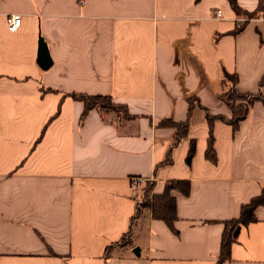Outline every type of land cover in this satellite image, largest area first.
Returning a JSON list of instances; mask_svg holds the SVG:
<instances>
[{
  "label": "crops",
  "instance_id": "obj_1",
  "mask_svg": "<svg viewBox=\"0 0 264 264\" xmlns=\"http://www.w3.org/2000/svg\"><path fill=\"white\" fill-rule=\"evenodd\" d=\"M257 3L237 0L247 11ZM241 20L228 0H0V264L216 263L223 222L264 188V103L234 128L216 119L210 129L206 117H231L222 70L237 73L240 92L259 91L264 20L235 31ZM73 93L125 110L95 105L80 122ZM190 102L175 142L160 122L185 121ZM132 176L156 194L189 181L187 195L171 191L176 231L146 207L132 219L144 189ZM254 214L221 264H264V204Z\"/></svg>",
  "mask_w": 264,
  "mask_h": 264
},
{
  "label": "trees",
  "instance_id": "obj_2",
  "mask_svg": "<svg viewBox=\"0 0 264 264\" xmlns=\"http://www.w3.org/2000/svg\"><path fill=\"white\" fill-rule=\"evenodd\" d=\"M231 8L238 17H242V20L237 23L235 31H240L248 22L249 19L255 18L258 15L264 17V0H258L257 6L253 11H247L242 9L238 4L237 0H228ZM238 75L237 73H229L222 70L220 85L222 92L220 99L229 107L231 110V117L229 119L223 116H211L206 114L209 127L211 129L214 120L219 119L236 127L238 122L242 120L249 109V106L256 100H261L264 103V96L261 94V88L264 87V75L259 80V91L256 93L240 92L237 89ZM74 99L81 100L84 104L82 114L80 116V122L84 119L87 112L95 105H101L103 107L111 109H124L123 105L115 104L110 97L103 95H87V94H76L73 93ZM192 109V102L189 103L188 117L185 121L175 122L171 119H164L160 122L161 126H169L175 129V142L179 141L186 135L189 116ZM213 134L209 131L207 138V146L205 149V157L211 161L216 160L215 149L213 146ZM195 151L194 142L191 143L185 161L190 164ZM170 162V152L167 153L166 159L163 163ZM143 198L137 203L136 213L134 218L138 216L141 207H146L150 210L151 215L154 218L163 220L171 230L176 231L174 228V221L176 219L175 213V197L171 194L172 190H177L183 195L189 193L190 184L188 180L175 179L168 180L165 182V187L162 193H153V182L147 181L143 185ZM264 204V188L258 196L253 197L248 202L243 203L240 206V211L237 217L225 220L223 222L224 228L220 239V248L215 264H221L224 261L229 260L230 246L236 239L238 230L241 225H246L249 222L255 221V208L259 205ZM131 220V226H132ZM131 229L122 237L118 244H127L130 242Z\"/></svg>",
  "mask_w": 264,
  "mask_h": 264
},
{
  "label": "built area",
  "instance_id": "obj_3",
  "mask_svg": "<svg viewBox=\"0 0 264 264\" xmlns=\"http://www.w3.org/2000/svg\"><path fill=\"white\" fill-rule=\"evenodd\" d=\"M219 15H220V10L217 9L214 16L218 17ZM262 18L264 20V17ZM20 25H21V15L19 13H12L8 15L7 26L10 31L14 32L18 30ZM130 180H131V187L135 189L142 187L147 182V180L142 176H132Z\"/></svg>",
  "mask_w": 264,
  "mask_h": 264
},
{
  "label": "water",
  "instance_id": "obj_4",
  "mask_svg": "<svg viewBox=\"0 0 264 264\" xmlns=\"http://www.w3.org/2000/svg\"><path fill=\"white\" fill-rule=\"evenodd\" d=\"M39 56H40V60H41V65L42 66H46V63H47V60H46L47 59V54L44 51L41 50ZM133 252L136 255H138L139 254V248L138 247H135L133 249Z\"/></svg>",
  "mask_w": 264,
  "mask_h": 264
}]
</instances>
